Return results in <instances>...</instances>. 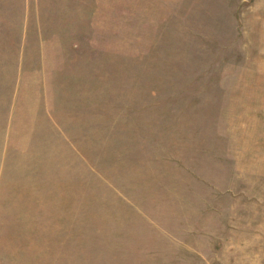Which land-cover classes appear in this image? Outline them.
Wrapping results in <instances>:
<instances>
[{
  "label": "rangeland",
  "instance_id": "1",
  "mask_svg": "<svg viewBox=\"0 0 264 264\" xmlns=\"http://www.w3.org/2000/svg\"><path fill=\"white\" fill-rule=\"evenodd\" d=\"M18 77L62 148L0 198V264H264V0H0Z\"/></svg>",
  "mask_w": 264,
  "mask_h": 264
},
{
  "label": "crops",
  "instance_id": "2",
  "mask_svg": "<svg viewBox=\"0 0 264 264\" xmlns=\"http://www.w3.org/2000/svg\"><path fill=\"white\" fill-rule=\"evenodd\" d=\"M19 82V77L6 80L0 88V192H14L0 198L18 197L23 175L35 173L33 159L42 155L44 160L46 152L54 154L56 149L60 154L62 148V123L55 102L53 113L42 97L26 102ZM21 124L25 126L19 128Z\"/></svg>",
  "mask_w": 264,
  "mask_h": 264
}]
</instances>
